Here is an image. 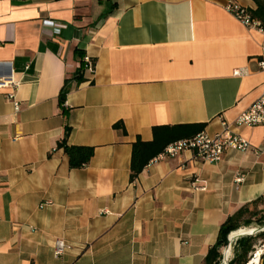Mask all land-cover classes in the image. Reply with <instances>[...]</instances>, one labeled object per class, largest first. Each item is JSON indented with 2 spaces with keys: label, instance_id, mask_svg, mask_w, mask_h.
<instances>
[{
  "label": "crops",
  "instance_id": "crops-1",
  "mask_svg": "<svg viewBox=\"0 0 264 264\" xmlns=\"http://www.w3.org/2000/svg\"><path fill=\"white\" fill-rule=\"evenodd\" d=\"M226 1L0 0V264H204L229 216L264 210V126L233 124L264 92L262 35ZM85 57L94 73L77 84ZM223 123L252 149L160 155L130 182L153 127ZM66 127L69 146L94 148L82 169L57 149Z\"/></svg>",
  "mask_w": 264,
  "mask_h": 264
},
{
  "label": "trees",
  "instance_id": "trees-1",
  "mask_svg": "<svg viewBox=\"0 0 264 264\" xmlns=\"http://www.w3.org/2000/svg\"><path fill=\"white\" fill-rule=\"evenodd\" d=\"M251 1L254 4V9L248 10L252 18L259 21L261 24H264V0ZM83 67V62H81L80 72H78L72 79L77 84L85 81ZM69 90V81H66L59 95V103L61 107ZM113 128L115 130H121L125 133L122 123H116L113 125ZM204 128V124L153 127L151 131V141L144 142L137 139L132 144L129 175L130 182H133L151 161L160 156L167 146L183 139L193 138L202 133ZM69 132V128L66 127L63 138L57 143V149L63 150L64 154L67 156L70 169H82L89 164L94 154V148L85 146H69L67 144ZM258 215L259 218L257 223L261 224L262 221H264V210L260 212H252L248 209V207L244 206L235 214L229 216L220 226L217 241L215 245L209 249L204 259V264H221V250L227 245V237L241 227H249L251 224L250 218ZM255 238L264 239V233L255 237L243 238L236 241L232 251V259L229 261V264H245L249 257L248 254L252 250Z\"/></svg>",
  "mask_w": 264,
  "mask_h": 264
},
{
  "label": "built area",
  "instance_id": "built-area-1",
  "mask_svg": "<svg viewBox=\"0 0 264 264\" xmlns=\"http://www.w3.org/2000/svg\"><path fill=\"white\" fill-rule=\"evenodd\" d=\"M223 7L239 23L243 24L245 27L256 29L262 35L261 55L257 60V63L260 71L264 72V24H261L259 21L253 19L249 10L239 5L236 1H226ZM62 27L63 26L61 25L54 24L55 32L59 33ZM83 65V75H92L94 73L95 64L91 59L86 57L83 58ZM7 98L12 102L14 110L17 112L19 103L15 100V96L10 94ZM64 107L65 101L62 104V108ZM233 124L237 127L264 126V92H262L260 97L246 111L242 112L236 118ZM222 125L224 126V130L222 132L212 136L200 133L193 138L177 141L167 146L161 156L173 158L184 151H190L199 161L216 163L222 160L227 150H234L243 153L252 149L248 141L233 134L229 130V125L226 123H223ZM253 151L256 154L264 153V146L253 148ZM237 182H239V180ZM190 185L194 191H205V187L199 185L197 180H194ZM49 206H51V203L46 201L40 205V208ZM234 244L235 243L232 245ZM69 248L70 246L65 241L56 240L53 243V254L55 257H59ZM262 256H264V243L261 242L257 245L254 251L250 253L245 264H259Z\"/></svg>",
  "mask_w": 264,
  "mask_h": 264
},
{
  "label": "water",
  "instance_id": "water-1",
  "mask_svg": "<svg viewBox=\"0 0 264 264\" xmlns=\"http://www.w3.org/2000/svg\"><path fill=\"white\" fill-rule=\"evenodd\" d=\"M253 230L254 231L249 235H237L232 238H230L229 236L227 237V245L224 247L223 254H222V259H223L222 264H229V254H230L231 246L233 243L243 238L255 237L261 233H264V226L259 227L257 229H253Z\"/></svg>",
  "mask_w": 264,
  "mask_h": 264
},
{
  "label": "rangeland",
  "instance_id": "rangeland-1",
  "mask_svg": "<svg viewBox=\"0 0 264 264\" xmlns=\"http://www.w3.org/2000/svg\"><path fill=\"white\" fill-rule=\"evenodd\" d=\"M258 218H259V215L258 216H255V217H251L250 218V220H251V224H250V226L249 227H241L240 229H244V228H248V229H257V228H259V227H262V226H264V221H262V223L261 224H259V223H257V220H258ZM240 229H238V230H240ZM237 230V231H238ZM259 241V238H255V240H254V242L253 243H257ZM259 243H261V241H259L256 245H258ZM233 247H234V245H232V250H231V254H230V260L232 259V251H233ZM221 264H222V258H221V262H220Z\"/></svg>",
  "mask_w": 264,
  "mask_h": 264
},
{
  "label": "bare ground",
  "instance_id": "bare-ground-1",
  "mask_svg": "<svg viewBox=\"0 0 264 264\" xmlns=\"http://www.w3.org/2000/svg\"><path fill=\"white\" fill-rule=\"evenodd\" d=\"M253 229H248V228H244V229H240L238 231L233 232L232 234L229 235L230 238L235 237L237 235H249L253 232Z\"/></svg>",
  "mask_w": 264,
  "mask_h": 264
}]
</instances>
